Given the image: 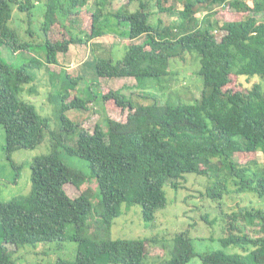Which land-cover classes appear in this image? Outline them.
Returning <instances> with one entry per match:
<instances>
[{"label":"trees","instance_id":"1","mask_svg":"<svg viewBox=\"0 0 264 264\" xmlns=\"http://www.w3.org/2000/svg\"><path fill=\"white\" fill-rule=\"evenodd\" d=\"M39 1L0 0V126L5 130V151L11 159L20 149L37 148L48 135L50 145L47 153L31 163V192L10 201L0 197V264H18L10 246L21 250L64 241L78 244L76 259H58L56 264H146V240H114L108 232L124 206L127 210L140 206L142 219L153 222L168 204L166 187L178 190L186 174L212 180L208 195L220 206L225 196L233 194L256 193L264 202V163L243 165L235 157L237 153L264 155V0H251L254 6L250 0H176L183 5L181 11L174 3L168 5L170 0H128L126 7L116 11L103 8L109 0H95L96 9L89 10L88 17L83 14L91 21L89 34L76 36L66 28L75 36L74 42L88 44L110 34L128 39L121 58L107 55L108 48L96 45L101 51L94 56L99 77L134 78L142 89L146 79H166L173 59L189 60L191 54L204 91L193 104L175 105L160 104L152 95L127 96L122 90L98 94L90 86L94 98L101 97L108 108L115 105L129 111L125 121L109 114L92 131L66 115L74 109H89L90 101L77 91L81 78L62 72L61 88L50 94L60 112L57 128L51 129L50 121L21 98L24 86L33 84L44 64L35 56L14 66L2 55L3 47L15 54L41 48L10 27L15 10L32 21ZM42 1L45 57L48 63H57L58 54L68 51L69 45L53 44L50 31L58 21L65 27L83 13L81 7L87 0ZM135 3L138 8L130 10L129 5ZM224 6L235 12H228L226 16L234 13L233 17L220 25L204 24L197 18L201 10ZM238 13L247 16L239 19ZM158 14L176 18L175 28L181 34H167L171 31L162 28V19L153 22ZM29 26L28 31L36 34ZM233 76L244 77L253 91L225 88ZM142 100L152 102L146 105ZM64 156L83 160L88 172L70 167ZM16 169L14 181L20 175V167ZM83 180L94 181L96 193L87 190L72 197L67 186L79 188ZM1 184L0 179V193ZM225 216L226 236L221 245L239 252L219 249L198 254L193 239L179 234L176 243L185 237L180 264L195 257L202 264H264V209L239 206ZM91 218L101 228L99 236L89 232Z\"/></svg>","mask_w":264,"mask_h":264},{"label":"rangeland","instance_id":"2","mask_svg":"<svg viewBox=\"0 0 264 264\" xmlns=\"http://www.w3.org/2000/svg\"><path fill=\"white\" fill-rule=\"evenodd\" d=\"M172 3L178 5L177 9L182 10L183 5L176 0H170L168 5ZM254 6L251 0L248 2ZM128 0H109V4H105L103 8H108L116 11L121 7H126ZM95 0H87V3L81 7L82 12L79 16L73 18L62 27L59 21L52 27L50 31V39L53 44L61 43L66 46L68 42V51L58 54L57 63H48L45 57V49L43 42V35L41 32V25L44 20L45 5L41 0L37 3L34 9V17L29 21L28 16L24 13H19L15 10L13 20L10 22V27L16 30L20 37L25 41H34L41 44V48H34L33 52L20 51L13 53L8 47L2 48L3 57L14 66H19L24 62L30 61L33 57H37L43 64V68L37 74V78L30 86H24L21 98L33 104L38 113L50 121L51 129H56L59 124V106L56 102L50 100V94L62 86V72L69 73L74 77L81 78L77 87L80 97L88 99L89 109H74L68 111L66 115L76 124L82 128L93 130L96 122L104 120L109 114L115 120L125 121L129 111H122L116 109L112 105L107 107L108 103L104 102L101 97L94 98V94L90 86L97 91L98 94H106L107 89L122 90L127 96L138 97V94L152 95L160 104H193L200 100L204 91L202 77L197 74L194 68V60L191 54H188L189 60L175 58L172 60L170 66V73L158 84L155 79H146V87L139 88L138 82L134 78H114L105 79L99 77L95 73V59L98 56L100 49L96 47L97 44H102L104 49L108 51L107 55L113 53L111 56L121 58L124 53V46L128 39L120 38L119 35L110 34L90 41L88 44H77L74 42L75 36L69 34L66 28L76 35L80 36L84 33H90L91 21L85 18L88 17L89 10L96 9ZM138 3L129 5V9H137ZM218 9H221L219 12ZM230 11L235 12L230 9ZM229 11L227 6L214 7L212 11L201 10L198 12L197 18L202 23H211L214 26L222 24L226 19L233 17L226 14ZM90 13V12H89ZM84 14V15H83ZM244 15V16H243ZM247 14L238 13L239 19H244ZM244 17V18H243ZM28 19V20H27ZM162 19V28L167 30V34L175 33L181 34L176 25L178 21L176 18L169 17L166 14H158L153 17V22ZM36 34L28 31L29 25ZM216 31V30H215ZM219 34L216 31V35ZM38 36V38H35ZM145 37L136 40V43L142 42ZM99 50V51H98ZM199 58L198 69L200 68ZM64 70V71H62ZM232 81L227 87L232 91L252 92L253 85L245 80L244 77H232ZM235 79L238 81L235 82ZM32 88V92L30 91ZM139 98V97H138ZM148 101V102H147ZM141 102V101H140ZM146 105L151 104L152 100H142ZM51 138V137H50ZM6 136L5 130L0 126V179L2 201H10L14 198L28 195L32 190L31 182V163L34 158L39 155L47 153L49 149V135L45 138L42 144L35 149H20L13 153L10 157L5 151ZM236 160L243 164H249L252 161L264 163V155L262 153H237ZM64 162L70 167L79 169L87 173L86 163L78 158L63 157ZM12 160V163L11 161ZM20 167V175L14 181L17 174V169ZM212 180L207 176L197 174H186L185 178L181 180L178 190H175L171 185L166 187L168 204L165 209L156 214L153 222H145L142 219V210L140 206H133L129 210L124 206L123 214L115 219L108 236L111 239H129V240H146V264H180V254L183 252L185 246L184 238L175 242L179 234H184L194 241V247L198 254H204L208 251L224 249L221 245V240L226 236L225 214L236 211L241 207H256L264 209V202L257 199L256 193L250 195L233 194L225 196L222 201V206L219 202H215L208 195V189L212 187ZM234 189L233 186H230ZM87 190L91 193H96L97 185L94 181L83 180L80 187L74 185L67 186L68 193L75 197ZM99 196V192L97 193ZM97 199L99 201V198ZM94 197V204L97 202ZM97 218V217H96ZM98 221V218H97ZM91 234L99 236L101 228L95 218L89 221ZM73 232V229H69ZM107 238L106 236H103ZM10 253L14 254L13 258L18 264H56L58 259L66 261H74L76 259L78 244L73 241H64L48 244H38L36 247L26 246L21 250L10 246ZM228 253H238L239 249L236 247H229L224 249ZM16 253V254H15ZM188 264H202L199 257L193 258Z\"/></svg>","mask_w":264,"mask_h":264}]
</instances>
